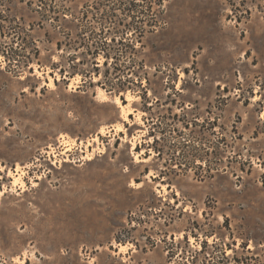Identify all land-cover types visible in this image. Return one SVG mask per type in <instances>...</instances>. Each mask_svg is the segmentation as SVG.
Here are the masks:
<instances>
[{
	"label": "rangeland",
	"instance_id": "rangeland-1",
	"mask_svg": "<svg viewBox=\"0 0 264 264\" xmlns=\"http://www.w3.org/2000/svg\"><path fill=\"white\" fill-rule=\"evenodd\" d=\"M48 4L0 0V264H264V0Z\"/></svg>",
	"mask_w": 264,
	"mask_h": 264
},
{
	"label": "trees",
	"instance_id": "trees-1",
	"mask_svg": "<svg viewBox=\"0 0 264 264\" xmlns=\"http://www.w3.org/2000/svg\"><path fill=\"white\" fill-rule=\"evenodd\" d=\"M78 1L79 0H67L68 4L63 5L61 9H56L55 6L51 5V4H48V8H47V10L49 12L54 13V12L60 11L63 13V16L59 15L60 12L58 14L54 15L53 20L54 19L63 20L66 23H71V25H64V27H67V29H66L67 32L65 33L67 35L66 37H70L64 41H65V44L69 43L68 44L69 46L71 45V41H69V40L71 39L72 34L75 33L76 36L79 35V32L75 31V29H77L76 18L78 16H77L76 12H73L74 11L73 9H74L75 5L78 4ZM1 15L2 14H0V18H2ZM0 28H2L1 22H0ZM102 33H103V31L100 32V36ZM0 34H1V32H0ZM2 34H3V32H2ZM18 36H19L18 38L20 39L21 43H27L28 40L25 37H21V35H18ZM32 43H34V42L32 41ZM18 44H19V42H18ZM56 44H57L58 48H61V45H62L61 41H57ZM31 45H33V46L29 47V52L24 54V57H25L24 59H26L24 61H28L32 58L33 55L38 54V47L35 44H31ZM98 49H99L98 45H96V44H94V49H92V47L89 45L86 46L87 53H89V54L91 53V54H93V56L97 55L96 51ZM0 52H2L7 57V59L9 60L8 55H7L8 53H6V49H4V46H2L0 48ZM12 52L14 54H17L19 52V50L14 49V50H12ZM95 67H97V66H95ZM60 71H62V67L60 68ZM87 75L90 77L91 76L90 72H86L85 76H87ZM110 87H115L118 89L119 87H122V86H121V84L117 83V85L116 84H110Z\"/></svg>",
	"mask_w": 264,
	"mask_h": 264
},
{
	"label": "bare ground",
	"instance_id": "bare-ground-1",
	"mask_svg": "<svg viewBox=\"0 0 264 264\" xmlns=\"http://www.w3.org/2000/svg\"><path fill=\"white\" fill-rule=\"evenodd\" d=\"M52 79V78H51ZM49 84H51V80L48 82ZM128 98V97H127ZM121 111H122V113H123V117H125V113H126V111H128V110H126L125 109V106L123 105V104H121ZM113 125V128L117 131V130H121L122 131V129L123 128H121V126L122 125H119V124H112ZM110 129V128H109ZM102 130V129H101ZM102 131H104V130H102ZM101 131V132H102ZM106 132V131H105ZM104 133V132H103ZM62 143L64 144V147H65V149H64V151H67V150H69L70 149V147L72 146L71 144H73V142L71 141V139L69 138V137H67L66 138V136L65 135H63L62 134ZM131 142V141H130ZM132 143H134V142H132ZM133 145V144H132ZM145 159V158H144ZM17 169V168H16ZM18 170V169H17ZM9 175H11V177L13 178V184L15 185V184H19L21 187L23 186V180H22V176H21V173L20 172H18V171H16V172H14V171H9ZM0 193H2V191H1V189H0ZM122 247H124V245H120V248H122Z\"/></svg>",
	"mask_w": 264,
	"mask_h": 264
},
{
	"label": "snow or ice",
	"instance_id": "snow-or-ice-1",
	"mask_svg": "<svg viewBox=\"0 0 264 264\" xmlns=\"http://www.w3.org/2000/svg\"><path fill=\"white\" fill-rule=\"evenodd\" d=\"M129 35H131V33H129ZM3 59H4V57L3 56H0V61H2ZM97 79H99V77H97ZM177 87H179V85H177ZM25 91H27V89H25ZM149 95H151V93H149ZM105 99H107V97H105ZM116 103L117 104H120L121 103L119 96L116 99ZM129 110L131 111V109H129ZM127 119H128V117H127V115H125V120H127ZM137 122L139 123V122H142V121H140L139 118H138ZM101 151H107V149H102ZM88 159H92V157H88ZM136 162L139 163L138 160ZM124 171L125 172H128L129 169L128 168H125ZM132 186L133 187H136V188L141 187V185L138 182H135V181L133 182V185ZM0 195H3V193H0Z\"/></svg>",
	"mask_w": 264,
	"mask_h": 264
}]
</instances>
